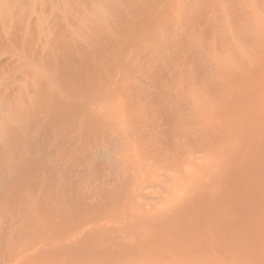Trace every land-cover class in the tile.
<instances>
[{"label": "bare ground", "instance_id": "1", "mask_svg": "<svg viewBox=\"0 0 264 264\" xmlns=\"http://www.w3.org/2000/svg\"><path fill=\"white\" fill-rule=\"evenodd\" d=\"M0 264H264V0H0Z\"/></svg>", "mask_w": 264, "mask_h": 264}]
</instances>
